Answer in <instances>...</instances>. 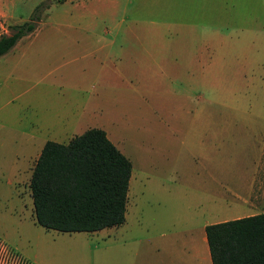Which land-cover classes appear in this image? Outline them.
Instances as JSON below:
<instances>
[{
  "label": "rangeland",
  "instance_id": "rangeland-1",
  "mask_svg": "<svg viewBox=\"0 0 264 264\" xmlns=\"http://www.w3.org/2000/svg\"><path fill=\"white\" fill-rule=\"evenodd\" d=\"M37 7L35 30L0 57V164L21 168L16 189L0 176V238L32 264H119L114 232L197 230L184 204L156 187L180 183L185 129L177 125L264 120V0H0V35ZM92 128L132 164L125 223L45 230L30 197L34 163L46 141L67 144Z\"/></svg>",
  "mask_w": 264,
  "mask_h": 264
},
{
  "label": "crops",
  "instance_id": "crops-1",
  "mask_svg": "<svg viewBox=\"0 0 264 264\" xmlns=\"http://www.w3.org/2000/svg\"><path fill=\"white\" fill-rule=\"evenodd\" d=\"M4 14L0 10V15ZM106 56L110 58L115 54L107 53ZM177 127L185 129L184 152L180 156L184 163L178 170L180 183L172 189L157 186L155 191L163 193L171 204L181 201L187 209L188 221L201 224V227L190 230L186 236L175 232L161 235L158 238L162 241L143 234L132 236L114 232L110 254L119 264H212L205 237L207 225L264 214V120H194ZM229 160L238 161L234 169H229ZM20 174L19 162L12 160L7 167L1 162L0 176H7V187L16 189ZM150 190L146 183L142 194L145 196ZM129 192L128 187L127 205ZM3 255L8 257L6 261ZM129 255L132 256L130 260ZM16 256L32 264L0 238V264H20L21 259Z\"/></svg>",
  "mask_w": 264,
  "mask_h": 264
},
{
  "label": "trees",
  "instance_id": "trees-1",
  "mask_svg": "<svg viewBox=\"0 0 264 264\" xmlns=\"http://www.w3.org/2000/svg\"><path fill=\"white\" fill-rule=\"evenodd\" d=\"M39 12L37 7L29 21L0 36V57L35 30ZM131 171V162L101 129H88L67 144L45 142L29 180L36 224L63 233L123 225ZM205 237L212 264H264V214L207 225Z\"/></svg>",
  "mask_w": 264,
  "mask_h": 264
},
{
  "label": "built area",
  "instance_id": "built-area-1",
  "mask_svg": "<svg viewBox=\"0 0 264 264\" xmlns=\"http://www.w3.org/2000/svg\"><path fill=\"white\" fill-rule=\"evenodd\" d=\"M3 258H4L5 261L8 259V257H5L4 255H3ZM19 258H20L19 256H16V259L19 260ZM20 259H21V258H20ZM19 263H20V264H30V263H28L27 261H25L24 259L19 260Z\"/></svg>",
  "mask_w": 264,
  "mask_h": 264
}]
</instances>
